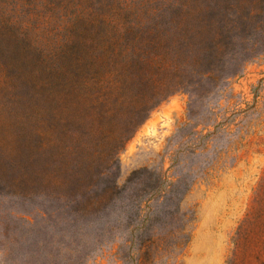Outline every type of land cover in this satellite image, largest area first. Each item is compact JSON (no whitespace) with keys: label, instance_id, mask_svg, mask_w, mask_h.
Wrapping results in <instances>:
<instances>
[{"label":"rangeland","instance_id":"rangeland-1","mask_svg":"<svg viewBox=\"0 0 264 264\" xmlns=\"http://www.w3.org/2000/svg\"><path fill=\"white\" fill-rule=\"evenodd\" d=\"M219 1L250 11L211 76L138 129L99 201L61 197L58 150L40 194L6 183L35 178L26 156L0 160V264H264V0Z\"/></svg>","mask_w":264,"mask_h":264},{"label":"trees","instance_id":"trees-1","mask_svg":"<svg viewBox=\"0 0 264 264\" xmlns=\"http://www.w3.org/2000/svg\"><path fill=\"white\" fill-rule=\"evenodd\" d=\"M240 8L249 10L219 0H0V160L26 156L38 170L6 183L43 193L53 148L61 197L99 201L111 187L98 180L113 176L150 114L211 76Z\"/></svg>","mask_w":264,"mask_h":264}]
</instances>
